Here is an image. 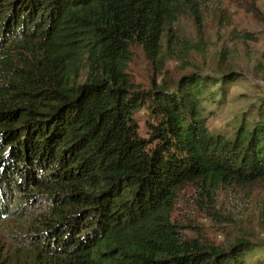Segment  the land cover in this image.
<instances>
[{
    "label": "trees",
    "instance_id": "1",
    "mask_svg": "<svg viewBox=\"0 0 264 264\" xmlns=\"http://www.w3.org/2000/svg\"><path fill=\"white\" fill-rule=\"evenodd\" d=\"M185 18L227 26L231 13L222 0H0V224L25 230L0 264H264V244L182 232L221 217L220 195L239 211L246 191L264 227V96L212 129L205 106L228 103L241 73L147 89L128 74L138 49L174 58Z\"/></svg>",
    "mask_w": 264,
    "mask_h": 264
},
{
    "label": "rangeland",
    "instance_id": "2",
    "mask_svg": "<svg viewBox=\"0 0 264 264\" xmlns=\"http://www.w3.org/2000/svg\"><path fill=\"white\" fill-rule=\"evenodd\" d=\"M252 2L264 13V0H222L223 7L231 13L230 24L227 26H217L211 22L195 25L190 19H183L178 31L182 40L180 46L176 47L174 58L162 52L159 54L163 59L161 62L152 61L140 49L136 50L128 67L132 82L147 89L152 80L161 85L163 81L169 83L177 80L185 72L198 71L207 75H218L227 69L239 72L242 80L230 85L228 103L219 107L212 104L205 106L206 111L215 113L208 121L212 129L232 120L249 102H254L257 96H264L263 24L249 11ZM244 31L255 35L256 41L241 37ZM141 126H144L143 120ZM254 193L246 191L237 195L233 206L239 211L232 213V201L220 195L216 210L221 217L212 219L197 216L195 226L186 223L182 232L188 237H203L215 244L224 242L229 234L264 244V227L259 223L257 195ZM13 227L0 224L1 253L7 254L12 247L25 243L17 242L22 240L25 230L12 232L15 229Z\"/></svg>",
    "mask_w": 264,
    "mask_h": 264
}]
</instances>
